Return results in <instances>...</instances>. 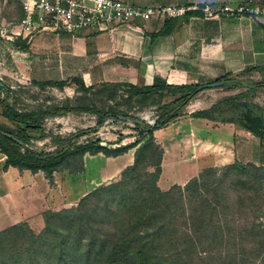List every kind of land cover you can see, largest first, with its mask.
Instances as JSON below:
<instances>
[{
	"label": "rangeland",
	"instance_id": "1",
	"mask_svg": "<svg viewBox=\"0 0 264 264\" xmlns=\"http://www.w3.org/2000/svg\"><path fill=\"white\" fill-rule=\"evenodd\" d=\"M22 14L19 0H0V80L6 86L0 88L1 98H6L18 110L29 111L39 104L49 102L61 104L71 96L74 105L90 104L105 110L114 107L129 115L126 119L106 116L102 125L94 113H69L49 118L43 123V131L30 133L33 139L29 141L30 148L38 152H52L62 144V139L71 134L79 136L70 142L77 144L99 142L109 148L126 146L135 141L142 144L151 138L140 130L135 119L154 125L161 116L160 107L172 101L175 98L173 95L167 93L162 98L157 95L153 99L155 101H151L153 103L149 102L151 104L145 106L133 100V107H130L127 101L130 92L126 83L117 88L112 99L105 93L100 94L99 90L103 88L101 83L96 85L94 91L85 95V100H78L84 94L75 89L77 84L70 77L73 73L65 69L57 71L54 64L44 63L52 52L46 53L44 49L38 47L39 44H35V40L28 44L27 52L6 43L9 42L6 36L11 34V28ZM16 62L23 67L24 72L27 71V77L17 67ZM45 77L65 78L64 81L72 85L73 90L67 91L52 86L43 89L37 85V80H33ZM193 99L178 107L177 118L156 130L151 138L162 155V171L158 182L160 188L168 190L173 186H181L185 189L184 215L176 220L177 224H174L178 230L175 234V242L178 245L176 249L194 242L196 246L193 252L198 264H202L201 260L207 258L210 252L214 255V258L210 259L211 264H218L219 260L237 262L235 264H264V141L234 122V127L240 129L234 146L236 152L235 155L232 152L231 156L235 161H225L218 167H212L215 168V173L209 171L208 168L211 167H207L198 175L191 177L197 171L196 167L200 166L198 134L195 130L199 128V122L193 118V114L200 110V105L197 99L195 101ZM208 99L214 100V97L209 96ZM238 100L237 98L234 103H240ZM259 106L264 107V104ZM218 112L223 123L225 120L239 117V111L234 110L232 101L222 102ZM0 124H6L14 130H18L19 126L23 127L10 123L3 117L1 106ZM136 150L137 147L129 149L117 157L105 156L103 153L96 155L87 153L81 164L71 158L70 168L56 171L52 181L46 177L47 189L43 190L39 181L37 183L24 181L20 189L25 192L38 186L42 192L41 198L46 193L47 199L43 205L45 212L77 207L81 199L96 188L122 180L124 170L134 163ZM226 151V155L231 154V151ZM154 157L155 155L150 156L147 153L143 162L148 164L155 160ZM0 158V193L10 192V173L2 170L6 156L0 152ZM124 158L131 164L114 173L120 160L123 161ZM235 163L239 164V167L230 168ZM78 164L82 165L81 169ZM106 168L111 175L101 179V173L106 171ZM148 170L151 172L154 168L149 167ZM194 178H199L197 183L192 181ZM82 191L88 192L80 197ZM4 212L0 210V215ZM6 224L8 221L6 223L4 219L0 221V231L4 230ZM27 224L39 234L45 227V218L41 225ZM183 231L188 233L184 234ZM187 258L188 255L185 259Z\"/></svg>",
	"mask_w": 264,
	"mask_h": 264
},
{
	"label": "trees",
	"instance_id": "2",
	"mask_svg": "<svg viewBox=\"0 0 264 264\" xmlns=\"http://www.w3.org/2000/svg\"><path fill=\"white\" fill-rule=\"evenodd\" d=\"M22 17L23 15L20 19ZM21 40L16 39L15 45L28 50L27 42ZM73 80L77 84V91L84 94L81 98L77 97L78 100H85V95L95 90L96 86L87 87L81 77H74ZM36 83L43 89L48 86L64 89L69 85L67 81ZM102 84L100 94L105 93L112 99L123 82ZM126 85L130 92L127 96L130 107H133V100L145 106L153 103L151 101H155L153 99L157 95L162 98L169 93L175 97L160 107L162 113L154 125L135 119L140 130L151 138L156 130L177 118L178 107L185 101L192 100L195 96L192 97L191 93L201 86L189 88L169 85L157 79L148 86L128 83ZM5 87V84L0 86ZM237 98L240 103H234ZM227 101H232L234 110L239 111V117L224 122H237L241 128L264 141V108L252 101H241V97L220 100L211 110L195 112L193 118L214 120L213 112L219 113L220 105ZM72 103V98H67L61 104L49 102L39 104L29 111H21L6 98L0 97L2 116L10 123L23 125L17 126L18 130H14L6 124H0V152L6 156L4 169L15 167L32 173L43 171L52 181L56 171L70 168L71 158L81 164L87 153L91 155L103 153L105 156L117 157L137 147L134 163L124 170L122 180L96 188L84 196L77 207L45 212V227L39 234H36L26 222L0 231V264H198L193 252L196 246L194 242L176 249L178 245L175 242V234L178 230L174 224H177L176 220L184 215L185 189L181 186H173L168 190L160 188L158 182L162 171V155L151 138L142 144L135 141L126 146L109 148L99 142L85 144L70 142L79 136L71 134L62 139V144L52 152H38L30 148L29 141L33 140L30 133L43 131V123L52 117L69 113H94L98 116L100 125L106 116L115 119L119 116L129 118L126 112L114 107L105 110L90 104ZM147 153L150 156L155 155L153 158L155 160L148 164L143 162ZM81 166H78L79 169ZM149 167H153L154 170L150 172ZM233 167L238 168L239 164L235 163L230 168ZM208 169L216 172L215 168ZM198 180L199 178H194L192 181L197 183ZM187 255L188 258L185 259ZM207 256L201 260L202 264H211L213 252ZM232 263L237 262L218 261V264Z\"/></svg>",
	"mask_w": 264,
	"mask_h": 264
},
{
	"label": "crops",
	"instance_id": "3",
	"mask_svg": "<svg viewBox=\"0 0 264 264\" xmlns=\"http://www.w3.org/2000/svg\"><path fill=\"white\" fill-rule=\"evenodd\" d=\"M123 1L139 7L238 6L246 1L264 5V0ZM21 39L27 44L35 40V44H39L38 47L46 53L52 52L44 63L54 64L57 71L70 70L73 73L70 77H81L87 87L104 82L148 86L157 79L169 85L193 88L226 81L223 86L203 89L197 94L193 101L197 99L199 111L210 110L220 100L234 96L241 97L244 102L264 104V17L205 18L201 11L195 10L181 18L153 16L148 20L120 24L109 30H84L74 36L44 32L31 40ZM15 42L16 39H9L6 43L20 49ZM20 50L27 52L29 48ZM18 63L17 67L27 77V71L24 72ZM33 80L64 81L65 78ZM64 90H73V87L67 85ZM209 96H213L214 100L208 99ZM213 117L214 120L198 118L199 128L195 130L198 134L200 166L196 167L197 171L191 177L198 175L204 168L218 167L225 161L233 160L232 152L235 155L234 146L240 129L231 122L223 123L220 113L213 112ZM226 150L231 151V154L226 155ZM4 161L2 170L10 173V192L0 193V210L5 211L1 213L0 221H8L3 229L22 222L41 225L44 221L46 193L41 198L42 192L38 186L25 192L20 186L24 181H39L43 190L47 189L46 174L15 167L4 169ZM129 164L125 158L120 160L114 173ZM110 175L106 168L100 177L106 179ZM93 181L94 178L91 183ZM86 192L82 191L80 197Z\"/></svg>",
	"mask_w": 264,
	"mask_h": 264
},
{
	"label": "built area",
	"instance_id": "4",
	"mask_svg": "<svg viewBox=\"0 0 264 264\" xmlns=\"http://www.w3.org/2000/svg\"><path fill=\"white\" fill-rule=\"evenodd\" d=\"M23 17L11 28L7 39L31 40L53 32L76 35L84 30H109L124 23L148 20L153 16L181 18L201 11L205 18H261L264 5L246 1L238 6L157 5L139 7L123 0H19ZM4 36V34H2Z\"/></svg>",
	"mask_w": 264,
	"mask_h": 264
},
{
	"label": "water",
	"instance_id": "5",
	"mask_svg": "<svg viewBox=\"0 0 264 264\" xmlns=\"http://www.w3.org/2000/svg\"><path fill=\"white\" fill-rule=\"evenodd\" d=\"M226 81H216V82H212L209 84H203L200 87L196 88L192 93L191 96H195L196 94H198L201 90L203 89H207V88H213V87H220L225 85ZM4 83L2 82V80H0V86H3ZM188 101H185L184 104H186ZM119 118L121 119H126V117L124 116H119ZM138 121V120H137Z\"/></svg>",
	"mask_w": 264,
	"mask_h": 264
}]
</instances>
